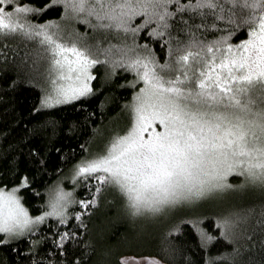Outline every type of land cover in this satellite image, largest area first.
<instances>
[{
    "label": "snow or ice",
    "instance_id": "6c2138e0",
    "mask_svg": "<svg viewBox=\"0 0 264 264\" xmlns=\"http://www.w3.org/2000/svg\"><path fill=\"white\" fill-rule=\"evenodd\" d=\"M60 5L63 17L71 13L93 29L116 30L124 34V41L105 45L97 40L84 46L66 41L58 20L38 22L45 11ZM241 30L245 36L231 42ZM142 31L153 43L166 44L160 57L147 39L137 42ZM217 31L219 36L205 38ZM17 33L47 45L54 74L51 87L41 90L32 108L35 118L24 134L29 141L24 174L10 162L12 179L18 182L9 188L0 180V247L28 240L24 259L17 253L16 264H89L102 243L96 237L103 235L94 237L89 228L93 206L99 205L106 189L116 191L135 217H156L225 189L246 185L264 189V0H51L42 6L0 0V34ZM182 35L187 36L183 43ZM100 63L109 66L106 77L115 76L120 68L141 82L128 105L130 124L98 150L84 151L71 166L70 176H58L48 186L47 199L33 215L18 193L31 186L32 168L46 171L49 153L62 151L53 143L60 130L74 134L77 127L76 121L58 120L52 114L54 106L96 92L92 68ZM62 162L67 164L68 159ZM232 173L244 176L240 185L228 182ZM65 179H71V187L63 186ZM49 218L55 222L42 232L40 226ZM203 219L192 216L186 222L206 249L217 237L201 227ZM246 219L240 210L228 211L213 227L224 241L236 243L239 222ZM171 231L181 229L173 226ZM33 234L39 239H32ZM162 250L164 258L123 254L118 261L169 264V258L175 261L180 254L171 243H163ZM238 252V247L217 254L208 249L199 258L184 256V264H237Z\"/></svg>",
    "mask_w": 264,
    "mask_h": 264
},
{
    "label": "trees",
    "instance_id": "16d2710c",
    "mask_svg": "<svg viewBox=\"0 0 264 264\" xmlns=\"http://www.w3.org/2000/svg\"><path fill=\"white\" fill-rule=\"evenodd\" d=\"M24 2L42 6L50 3L51 0H24ZM63 12L62 5L52 7L39 17L38 22L48 19L58 20L61 28L64 29L62 38L66 41L76 40L81 46L94 44L97 40H102L105 45L109 42L119 44L124 41L123 33L116 30L93 29L83 20L72 18V21H67L63 17ZM30 18L36 19L35 17ZM140 19L142 17L133 22V27L140 23ZM92 23H95V20ZM218 23L222 28L224 27L223 22ZM209 31L211 32V30ZM175 34L173 33V35ZM220 34L217 31L205 38L212 39ZM244 36L245 31L241 30L231 42L238 41ZM128 39H131V34ZM145 39L154 47L158 57L162 55V48L166 50V44L153 43V38L147 31L138 34V43H144ZM186 39L187 36L182 35L181 43ZM156 40L158 41L159 38ZM173 44L175 45V40ZM0 52H2L0 55V180L8 187H12L18 182V178L12 179L10 162L15 163L21 175L24 174V170L28 166L29 141L24 140V134L31 126L30 120L35 118L32 108L38 103L41 90L47 88L44 84L47 82L51 54L44 45L39 43V38L28 39L19 33L0 34ZM116 52L117 49L114 48L113 53ZM94 58L100 59V57ZM107 67L109 66L103 63L93 66L95 79L92 81V86L97 91L92 95L81 97L78 102L73 101L54 106L55 111L52 114L58 120L65 123L76 121L77 127L74 134H64V131L60 130L53 143L55 148L62 149V151L59 155L55 149L49 153L46 171L37 173L35 168L30 170V176L35 174L34 180L30 187L24 188L19 193L24 197L23 203L30 209L31 214H37L36 206L43 204L47 199V188L58 179V176L68 177L71 166L84 155V151L95 150L97 140L99 141L103 135L114 133L111 131L113 119L118 120L120 116L126 115L124 119L127 118L128 122L130 121L131 110L128 105L140 82L135 81L134 73L120 68L116 69L115 76L106 77L105 69ZM12 81H17V83L14 87H9ZM128 81H135V83L128 84ZM256 88L258 90V86ZM107 126L111 127L104 130ZM9 145H12L11 149ZM13 156L17 157L15 161ZM62 158L68 159V163H63ZM238 178L237 175H231L232 183H230H239ZM65 184L70 185L68 181ZM254 192H256L254 196L248 197H245L247 193H243L244 199L238 203L239 206L236 210L246 213L247 219L239 222L238 241L233 243L220 238L218 227H213L216 219L222 218L228 212L221 208V203L216 200L210 201L203 198L193 205L174 209L171 216L164 219L167 220L165 223L140 227L136 217L132 218L126 208H108V205L111 204L109 199L115 203V196L118 197V193L112 189H106L100 198L99 205L93 206L95 215L89 228L93 230L94 237H96V233H103V235L96 237L101 239L102 243L91 254L89 264H119V256L125 253L151 254L164 258L163 243H171L180 250L175 261L169 258L171 264H184V256L188 254L199 258L208 249L212 254H217L218 251L230 250L232 247L239 248L236 257L237 264H264V224L257 223L258 220H264V217L261 216V208L264 206V189L260 188ZM118 198L122 201L121 197ZM192 216L203 217L201 227L217 237V240L207 244L206 249L201 248L198 234L186 222ZM181 221L185 222L181 223ZM54 222L55 218H49L46 224L40 226L42 232L49 231L50 225ZM173 226H179L181 231H171ZM31 238L39 239V236L33 234ZM27 246L28 240L24 238L19 244L13 243L0 247V264H16L17 253L23 260L24 249Z\"/></svg>",
    "mask_w": 264,
    "mask_h": 264
},
{
    "label": "rangeland",
    "instance_id": "374dc122",
    "mask_svg": "<svg viewBox=\"0 0 264 264\" xmlns=\"http://www.w3.org/2000/svg\"><path fill=\"white\" fill-rule=\"evenodd\" d=\"M65 18V17H64ZM72 18L73 19H76L73 15H71V13L68 14V16L65 18L67 21H72ZM78 20V19H76ZM44 47L47 49V45H44ZM44 53V52H43ZM51 62V61H50ZM92 71H93V68H92ZM50 74H54L52 73V68H51V64H50V67H49V72L47 70V82L44 84V86L46 85L47 88H50L51 87V78H50ZM141 86V82H140V85ZM139 89V87H138ZM138 89L136 91H138ZM135 91V92H136ZM132 101V99H131ZM131 101L129 103V105L131 104ZM130 108V107H129ZM126 116V115H124ZM124 116H120L117 119H113L114 121L112 122V130L114 133L119 131L122 133L123 130H126V128L128 127L130 121L128 122L127 118L124 119ZM111 127V126H110ZM110 127H105L104 130H107L109 129ZM109 132V130H108ZM113 133V134H114ZM113 134H107V135H103L99 141L97 140L96 142V149L95 150H92V151H96L98 150L100 147H101V144L106 141H108L111 136ZM71 174V171L70 173L68 174V176H70ZM231 175H237L239 178L238 180L239 183H236V184H233V185H240L241 182L245 179L244 176H242L240 173H232L230 174V176L228 177V182L230 183L232 179L231 178ZM63 182H61L63 184V186L65 188H69L72 186L73 182L71 181V179H65V180H62ZM68 181V183L70 184L69 186H67L65 184V182ZM232 183V182H231ZM230 183V184H231ZM53 185V184H52ZM259 186H253V185H246L244 187H237V188H233V189H225L223 191H216V192H213V193H210L208 196L204 197L210 201H218L221 203V208H224L225 210L227 211H233V210H236V208H238V203L242 202L243 199H244V195L242 196L243 193H247L245 197H248V196H254V194H256V192L254 191H258L260 188H258ZM11 188V187H9ZM20 195V193H18ZM118 197H121L119 194H118ZM117 196H115V203L112 202L111 199H109V203L111 202V204L108 205V208H116V209H121V208H126L124 206V203H123V200L120 201V199L118 198ZM203 200V199H202ZM107 208V207H105ZM174 209H171L159 216H156V217H136V221L138 226L140 227H146L147 225H153V224H158V223H165L167 222V220H164L167 216H171L172 212H173ZM135 216H132V218H134ZM131 226V224H129Z\"/></svg>",
    "mask_w": 264,
    "mask_h": 264
},
{
    "label": "water",
    "instance_id": "95a60500",
    "mask_svg": "<svg viewBox=\"0 0 264 264\" xmlns=\"http://www.w3.org/2000/svg\"><path fill=\"white\" fill-rule=\"evenodd\" d=\"M125 254H129V255H137V256H151V254H140V255H138V254H133V253H125ZM123 255V254H122ZM156 256V255H155ZM158 257V256H157ZM158 258H160V257H158ZM145 264H147V262H145ZM169 264H171V263H169Z\"/></svg>",
    "mask_w": 264,
    "mask_h": 264
}]
</instances>
